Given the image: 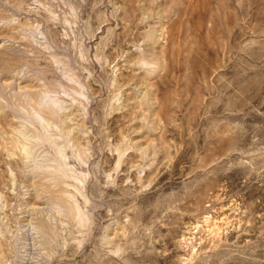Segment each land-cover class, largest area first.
I'll return each mask as SVG.
<instances>
[{
  "label": "rangeland",
  "instance_id": "rangeland-1",
  "mask_svg": "<svg viewBox=\"0 0 264 264\" xmlns=\"http://www.w3.org/2000/svg\"><path fill=\"white\" fill-rule=\"evenodd\" d=\"M0 264H264V0H0Z\"/></svg>",
  "mask_w": 264,
  "mask_h": 264
}]
</instances>
